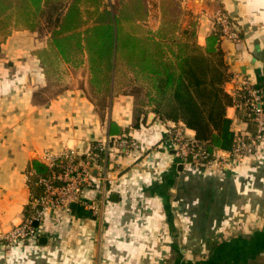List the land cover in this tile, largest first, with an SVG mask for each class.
I'll return each instance as SVG.
<instances>
[{"label":"crops","instance_id":"crops-1","mask_svg":"<svg viewBox=\"0 0 264 264\" xmlns=\"http://www.w3.org/2000/svg\"><path fill=\"white\" fill-rule=\"evenodd\" d=\"M146 2L145 17L124 29L141 36L165 29L170 58L179 41L206 47L217 27L215 15L227 14L240 39H220L231 74L225 90L232 95L246 76L264 92V0ZM110 3H84L81 29L96 24ZM40 31L20 25L1 43L0 233L32 214V198L43 194L34 163L53 171L46 153H82L123 136L136 139L141 149L116 147L102 155L93 173L107 174L110 183L86 188L89 207L75 204L49 215L34 244L10 253L0 245V264H264V143L253 158L224 169L182 164L167 132L184 124L160 118L147 101L140 110L131 91L135 76L121 55L114 90L105 98L92 82L84 39L71 64L56 53L50 33ZM58 64L66 74L57 72ZM148 89L154 91L146 84ZM244 114L227 108L235 135L248 137L256 128Z\"/></svg>","mask_w":264,"mask_h":264},{"label":"trees","instance_id":"trees-1","mask_svg":"<svg viewBox=\"0 0 264 264\" xmlns=\"http://www.w3.org/2000/svg\"><path fill=\"white\" fill-rule=\"evenodd\" d=\"M100 1L0 0L2 41L11 33L10 23L13 20L17 23L18 17L32 29L43 22L56 53L73 64L83 52L84 39L92 82L104 91L105 98L114 90L112 83L114 85L118 72L115 60L121 55L135 76L131 91L140 110L147 101L157 116L182 122L194 131L198 140L206 142L210 150L231 149L236 137L231 129L232 120L227 117V108L233 105L234 98L225 90L231 74L219 44L221 27L217 24L207 37L206 47L177 42L178 49L170 58L165 29L160 28L157 33L147 36H141L131 28L124 29V24L145 17L146 0H115L109 8L100 11L96 24L83 31V4H100ZM57 3L59 7H56ZM146 84L154 91H147ZM34 169V179L51 173L39 162L34 163Z\"/></svg>","mask_w":264,"mask_h":264},{"label":"built area","instance_id":"built-area-1","mask_svg":"<svg viewBox=\"0 0 264 264\" xmlns=\"http://www.w3.org/2000/svg\"><path fill=\"white\" fill-rule=\"evenodd\" d=\"M215 22L221 27L222 35L232 41L240 39L239 32L224 12H218ZM233 107L243 109L246 119L255 125V132L248 137L235 135L236 139L231 149H209L204 141L190 135L184 125H174L168 129L167 139L178 162L191 164L196 168L224 169L235 160L253 158L264 143V92L261 87L246 76L238 79ZM121 152L140 150V143L131 136L108 138L106 141L92 144L82 153L75 149H67L60 153H46L44 159L53 170L49 176H40L35 182L43 188L40 197L32 198L33 212L21 223L8 231L0 233V245L6 253L14 246L34 244L41 235L39 224L60 210H71L72 204L89 207L84 197L86 188L93 187L97 181L110 183L107 174L96 177L94 167L99 168L100 157L115 151ZM97 179V180H96ZM90 208L96 211V207ZM38 222V226L34 225Z\"/></svg>","mask_w":264,"mask_h":264},{"label":"rangeland","instance_id":"rangeland-1","mask_svg":"<svg viewBox=\"0 0 264 264\" xmlns=\"http://www.w3.org/2000/svg\"><path fill=\"white\" fill-rule=\"evenodd\" d=\"M87 2V1H86ZM112 3H115V0H112ZM86 4H88V3H86ZM56 7H59V3H57V6ZM83 7H84V4H83ZM49 9V8H48ZM84 9V8H83ZM221 13H223V11H221ZM218 14V13H217ZM228 16V15H227ZM215 17H216V15H215ZM215 17H214V20H215ZM19 19H17V23H16V20L14 21H12L11 23H10V28H11V33H12V31H14V30H16V28H18V27H20V25H26L27 26V23L23 20V19H21L22 17H18ZM230 19V18H229ZM40 21H42V20H40ZM37 27H40V33L43 35V34H48L49 32L47 31V29H46V27L44 28V26H43V22H39L38 24H37ZM2 35H0V40L2 41V37H1ZM4 41V40H3ZM2 41V42H3ZM56 69H57V72L59 71V69H60V66H59V64L58 65H56ZM59 72H61V73H64V69H61ZM58 74H60V73H58ZM64 74H66V73H64ZM68 74H70V72L68 73ZM73 75H75V73L73 74ZM71 76H72V74H71ZM70 81H72V80H70ZM56 83H57V86H58V84L60 83L59 82V80L58 81H56Z\"/></svg>","mask_w":264,"mask_h":264},{"label":"water","instance_id":"water-1","mask_svg":"<svg viewBox=\"0 0 264 264\" xmlns=\"http://www.w3.org/2000/svg\"><path fill=\"white\" fill-rule=\"evenodd\" d=\"M71 206L74 207L75 204H72ZM34 225L37 226L38 225V222H34Z\"/></svg>","mask_w":264,"mask_h":264}]
</instances>
